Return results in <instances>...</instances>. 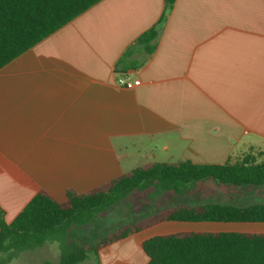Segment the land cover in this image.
<instances>
[{
	"label": "crops",
	"instance_id": "crops-1",
	"mask_svg": "<svg viewBox=\"0 0 264 264\" xmlns=\"http://www.w3.org/2000/svg\"><path fill=\"white\" fill-rule=\"evenodd\" d=\"M154 27L147 51L138 39ZM123 76L141 84L121 86ZM261 151L264 0H177L168 10L165 0H101L0 69L8 223L41 189L64 201L67 190L149 163L221 165ZM154 190L140 192L138 206L118 203L116 214L127 205L141 219L168 206L264 204V187L214 180L182 195ZM191 231L264 233V223L166 221L102 248L99 261L149 264L145 240Z\"/></svg>",
	"mask_w": 264,
	"mask_h": 264
},
{
	"label": "trees",
	"instance_id": "trees-1",
	"mask_svg": "<svg viewBox=\"0 0 264 264\" xmlns=\"http://www.w3.org/2000/svg\"><path fill=\"white\" fill-rule=\"evenodd\" d=\"M100 1L0 0V69ZM176 1L165 0L166 9L172 8ZM157 37L154 27L138 41L151 51ZM205 180L229 187H264V152L248 153L236 163L221 165H198L190 161L149 163L84 193L67 190L64 201L41 189L10 223L0 207V253L58 242L59 264H85L91 257L93 264H101L98 254L102 248L162 222L264 223V204L177 205L125 223L96 243L81 245L69 236L73 228L90 225L118 203L131 200L136 192L153 187L155 194L172 191L182 195ZM142 247L149 264H264V233L178 232L149 238Z\"/></svg>",
	"mask_w": 264,
	"mask_h": 264
},
{
	"label": "rangeland",
	"instance_id": "rangeland-1",
	"mask_svg": "<svg viewBox=\"0 0 264 264\" xmlns=\"http://www.w3.org/2000/svg\"><path fill=\"white\" fill-rule=\"evenodd\" d=\"M143 196V193H134L131 198V203L138 206L141 204ZM127 206L124 207L126 210L124 214H116V210H118L116 205V207H113L110 211L100 214L90 225L81 228H73L69 236L81 245L96 243L108 233L116 230L119 226L140 219L139 217H141V214L136 211L132 212V210L129 209L130 205ZM143 215L144 214H142V216ZM60 258L61 250L58 242H48L44 246L35 249H27L13 253H0V264H44L46 262L59 264ZM92 262L93 260L91 257L84 263L90 264Z\"/></svg>",
	"mask_w": 264,
	"mask_h": 264
},
{
	"label": "built area",
	"instance_id": "built-area-1",
	"mask_svg": "<svg viewBox=\"0 0 264 264\" xmlns=\"http://www.w3.org/2000/svg\"><path fill=\"white\" fill-rule=\"evenodd\" d=\"M118 83L121 86H124V87L130 89V88H134L136 86H139L141 84V80H139V79L133 80L130 77L123 76V77L119 78Z\"/></svg>",
	"mask_w": 264,
	"mask_h": 264
}]
</instances>
